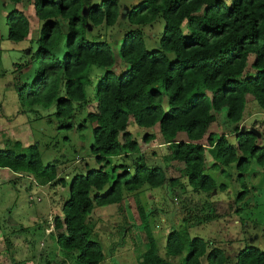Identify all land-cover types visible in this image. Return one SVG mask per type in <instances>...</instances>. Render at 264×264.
<instances>
[{
    "label": "trees",
    "instance_id": "trees-1",
    "mask_svg": "<svg viewBox=\"0 0 264 264\" xmlns=\"http://www.w3.org/2000/svg\"><path fill=\"white\" fill-rule=\"evenodd\" d=\"M9 1L18 4L22 0ZM31 1L43 25L32 56L38 74L18 89L21 104L49 108L55 102L58 119L69 118L75 105H96L87 119L93 125L91 157L99 167L72 180L69 198L47 236L48 247L52 245L65 261L101 264L107 259L104 247L93 238L95 228L89 221L95 208L121 205L144 186L157 189L171 181L159 166L139 161L130 168L123 162L124 157L145 151L155 139L147 134L140 142L134 140L128 131L132 123L149 130L158 126L172 160L184 164L187 184L194 193L208 194L217 188L216 181L205 173L206 149L221 174L235 165L240 179L250 160L264 167V146H257L256 134L238 129L247 95L264 113V0H142L128 13L129 23L144 27L162 18L165 24L160 49L152 52L145 50L140 30L126 34L118 48L81 38L77 24L84 0ZM116 6V0H103L88 8L87 18L93 26H113ZM60 19L68 22L67 34ZM6 24L9 41L28 39L30 25L22 12H10ZM59 51L61 57L56 55ZM170 54L175 55L173 61ZM116 57L126 67L121 73L114 68ZM249 58H253L255 73L247 72ZM219 113L225 114L229 124L237 125L233 145L226 136L209 132ZM28 150V154L0 150V168L36 176L42 185L54 181L55 168L41 169L35 147ZM171 183L176 185L178 180ZM220 189L226 186L220 185ZM211 214L206 221L212 220ZM138 218L137 228L144 229L148 237L138 264H171L156 252L148 215L140 206ZM186 231L168 234L165 251L171 257L186 253L182 264H200L205 243L200 238L188 240ZM207 261L229 264L219 249H213ZM234 264H264V249L247 246Z\"/></svg>",
    "mask_w": 264,
    "mask_h": 264
},
{
    "label": "rangeland",
    "instance_id": "rangeland-1",
    "mask_svg": "<svg viewBox=\"0 0 264 264\" xmlns=\"http://www.w3.org/2000/svg\"><path fill=\"white\" fill-rule=\"evenodd\" d=\"M102 1L84 0L77 24L81 38L91 43L107 42L118 48L126 34L140 30L146 51L160 49L165 26L162 18L144 27L128 21V13L142 0H116L115 25L93 26L87 18V10ZM17 10L28 19L30 34L27 40L16 43L7 39L6 19L10 12ZM60 21L64 34H67L68 22ZM42 25L43 22L35 16L31 0H25L19 6L9 0L0 2V150L28 154L29 147L34 146L41 169L53 166L56 173L54 181L42 185L36 176L0 168V264H70L55 252L51 243L48 247L50 241L46 232L53 230V219L60 215L64 202L69 198L72 180L99 167L91 157L93 125L87 119L88 114L95 111L93 102L75 105L69 118L58 119L55 102L49 108H43L40 105H23L18 98V89L31 83L38 74L32 56L37 49ZM56 55L61 57L62 52ZM169 57L171 61L175 59L174 54ZM116 60L115 71L121 73L126 67L118 57ZM252 62L253 58H249V73L254 72ZM62 91L63 86L60 95ZM163 107L167 110L166 99ZM236 126L227 122L224 113H219L209 132L217 137L226 136L233 145ZM238 129L241 133H255L257 146H264V113L249 95ZM128 131L137 142L147 134L154 135L155 139L145 151L124 157L123 162L130 168L139 161L159 166L169 180H178V183L174 185L168 181L157 189L144 186L137 196L128 195L121 205L93 210L89 217L95 228L93 238L102 244L107 256L101 264H138V256L148 242L146 231L137 228L140 223L139 206L148 215V227L156 252L171 264H182L186 256L185 253L171 257L165 251L166 237L175 230H187L188 240L200 238L205 243L206 254L200 264H208L207 255L213 249L221 250L229 264H234L239 252L247 246L264 249V167L250 160L240 179L235 165L228 167L226 174H221L206 149L205 173L216 181L217 188L208 194L194 193L187 184L184 164L172 160L157 125L149 130L132 123ZM220 185H225L226 189L221 190ZM242 193L245 196L241 199ZM211 212L212 220L206 221Z\"/></svg>",
    "mask_w": 264,
    "mask_h": 264
},
{
    "label": "crops",
    "instance_id": "crops-1",
    "mask_svg": "<svg viewBox=\"0 0 264 264\" xmlns=\"http://www.w3.org/2000/svg\"><path fill=\"white\" fill-rule=\"evenodd\" d=\"M1 1H4V0H0V2ZM25 0H22L20 3H18V4H16V6H19V5H22V2H24ZM17 11H20V10H17ZM20 12H22V11H20ZM38 20V19H37ZM39 21V20H38ZM52 230H50V232H51ZM49 231L48 232H46L47 234H46V236H48V234L50 233Z\"/></svg>",
    "mask_w": 264,
    "mask_h": 264
}]
</instances>
